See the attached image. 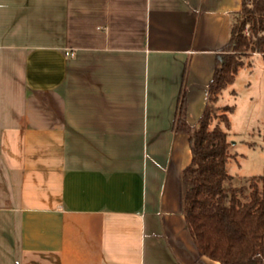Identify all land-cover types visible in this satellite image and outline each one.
Returning <instances> with one entry per match:
<instances>
[{
	"label": "crops",
	"instance_id": "0c3cea01",
	"mask_svg": "<svg viewBox=\"0 0 264 264\" xmlns=\"http://www.w3.org/2000/svg\"><path fill=\"white\" fill-rule=\"evenodd\" d=\"M241 5L0 0V264H221L182 212L173 123L186 63L202 114Z\"/></svg>",
	"mask_w": 264,
	"mask_h": 264
},
{
	"label": "trees",
	"instance_id": "16d2710c",
	"mask_svg": "<svg viewBox=\"0 0 264 264\" xmlns=\"http://www.w3.org/2000/svg\"><path fill=\"white\" fill-rule=\"evenodd\" d=\"M253 52L264 57V0H242L234 12L230 37L216 54L206 103L195 123L187 118L186 63L173 123L175 131L188 135L192 150L181 172L182 212L200 254L221 264H264V174L244 185L234 183L228 165L237 157L229 139L236 106L218 103L240 68L253 65Z\"/></svg>",
	"mask_w": 264,
	"mask_h": 264
},
{
	"label": "rangeland",
	"instance_id": "374dc122",
	"mask_svg": "<svg viewBox=\"0 0 264 264\" xmlns=\"http://www.w3.org/2000/svg\"><path fill=\"white\" fill-rule=\"evenodd\" d=\"M231 86L235 93L224 94L221 104H234L230 113L231 151L237 153L229 162L234 183L244 185L254 175L264 174V58L255 55L253 65L245 64ZM242 111L246 112L242 116ZM220 112V111H219ZM254 142V143H252Z\"/></svg>",
	"mask_w": 264,
	"mask_h": 264
},
{
	"label": "built area",
	"instance_id": "2783aa9c",
	"mask_svg": "<svg viewBox=\"0 0 264 264\" xmlns=\"http://www.w3.org/2000/svg\"><path fill=\"white\" fill-rule=\"evenodd\" d=\"M245 32L247 35H250V31H249L248 27H246Z\"/></svg>",
	"mask_w": 264,
	"mask_h": 264
}]
</instances>
